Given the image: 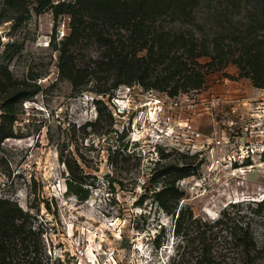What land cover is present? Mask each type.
I'll use <instances>...</instances> for the list:
<instances>
[{
  "label": "rangeland",
  "instance_id": "obj_1",
  "mask_svg": "<svg viewBox=\"0 0 264 264\" xmlns=\"http://www.w3.org/2000/svg\"><path fill=\"white\" fill-rule=\"evenodd\" d=\"M255 2L245 0L237 10L224 0H211L194 8L191 19L168 12L157 23L202 43L229 29L228 19H238V27L244 28ZM37 6L36 0H15L13 5L0 0V68L32 92L16 104L14 135L0 141V196H9L28 212L27 225L33 230L16 244L14 259L23 264L38 252V264H188L178 261L184 242L181 232H173L180 206L214 217L229 201L264 196V86L252 85L234 61L237 39H224L220 60L196 58L203 82L193 96L199 111L189 115L200 137L189 144L185 136L161 142L147 112L156 97L170 95L166 89L123 82L111 94H102L93 91V79L73 88L59 77L57 49L51 44L53 36L57 41L67 32L68 14L54 19L51 8L38 13ZM71 49L83 68L102 50L93 38ZM100 76L106 84L113 77ZM211 93L220 97L219 103L203 107ZM186 114L181 112L184 118ZM142 124L146 127L137 133L135 127ZM156 145L169 152L167 160L193 167L175 181L182 193L175 204L167 202L168 210L160 204L166 195L156 194L168 184V176L148 180ZM63 158L76 173L75 160L81 167L87 198L79 200L65 191Z\"/></svg>",
  "mask_w": 264,
  "mask_h": 264
},
{
  "label": "trees",
  "instance_id": "obj_2",
  "mask_svg": "<svg viewBox=\"0 0 264 264\" xmlns=\"http://www.w3.org/2000/svg\"><path fill=\"white\" fill-rule=\"evenodd\" d=\"M4 1L13 5L15 0ZM210 1L36 0V9L39 13L46 7L51 8L54 19L60 13L68 14L67 32L57 41L53 36L51 44L57 49L58 75L67 79L73 88L91 79L95 82L93 91L102 94H111V89L123 82H136L144 88L166 89L170 95L176 94L179 87L184 91L197 88L203 82V73L197 66L196 58L209 55L211 60H220L224 56L225 38L230 41L237 39L239 52L234 61L242 73L250 78L252 85L264 86V0L255 2L244 28L238 27V19H228L229 29L214 32L202 43L188 34L169 32L157 23V19L168 12L191 19L194 8ZM224 1L225 6L238 10L245 0ZM118 29H123V32H118ZM114 30L117 32L113 35ZM89 38L97 41L102 50L89 68H83L74 61L71 47ZM226 45L229 50L230 44ZM140 50L144 52L139 53ZM101 73L111 74V82L106 84L101 79ZM0 92L1 141L14 135L11 125L15 119L16 104L32 92L19 87L8 70L3 68H0ZM96 101L102 103L99 98ZM98 110L100 117V107ZM132 152H135L134 149ZM155 153L148 180L168 176V184L165 183L164 188L156 193L158 197L166 195L165 203L159 201L168 210L167 202L175 204L182 193L175 181L188 175L193 167L187 161L180 164L167 160L169 152L159 145ZM141 156L138 152L136 158ZM62 161L67 168L65 191L73 193L79 200L87 198L89 191L84 186L81 167L75 160V167L79 169L76 173L68 159L63 158ZM27 222L28 212L16 200L0 196V264H19L14 259L19 251L16 244L25 242L33 232ZM259 229L263 230L261 237L257 235ZM173 232H181L180 239L184 242L182 250L177 251L179 262L264 264V196L258 200L229 201L214 217L194 215L188 207L180 206L174 218ZM27 243H23L24 247ZM38 257V252H35L23 264H38Z\"/></svg>",
  "mask_w": 264,
  "mask_h": 264
},
{
  "label": "built area",
  "instance_id": "obj_3",
  "mask_svg": "<svg viewBox=\"0 0 264 264\" xmlns=\"http://www.w3.org/2000/svg\"><path fill=\"white\" fill-rule=\"evenodd\" d=\"M128 86L129 85H127V87ZM196 89L197 88H190L187 91H179L172 95H168L166 93L167 95H165L164 99L161 100L158 97L154 99V107H152L151 110L149 109L147 112V114H150L152 117H149V121L147 122L152 124V128H154L152 130H154L155 137L160 139L159 141L163 142L166 139L168 140L169 137L174 139V141H178L180 136H185L186 139L183 140L185 143L189 144L190 140L193 141L194 139L200 137V131L192 124V115L199 111L198 101H196V99L193 97L195 94L194 91H196ZM219 99V96H215L211 93L210 98L204 100L205 105H203V107H211L212 105H216L219 103ZM183 111L187 113L185 118L181 116V112ZM145 127V124L135 127L136 132H141ZM144 137L145 135L139 138ZM220 141L221 139L219 138L216 140V143H220ZM194 145L195 144L192 143L191 147Z\"/></svg>",
  "mask_w": 264,
  "mask_h": 264
}]
</instances>
